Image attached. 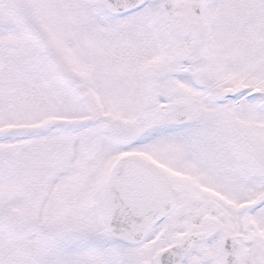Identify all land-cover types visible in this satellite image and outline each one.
I'll list each match as a JSON object with an SVG mask.
<instances>
[{
  "label": "snow or ice",
  "instance_id": "obj_1",
  "mask_svg": "<svg viewBox=\"0 0 264 264\" xmlns=\"http://www.w3.org/2000/svg\"><path fill=\"white\" fill-rule=\"evenodd\" d=\"M0 264H264V0H0Z\"/></svg>",
  "mask_w": 264,
  "mask_h": 264
}]
</instances>
